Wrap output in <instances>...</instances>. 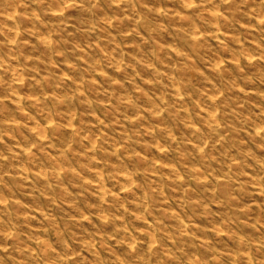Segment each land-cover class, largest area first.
<instances>
[{"label": "clouds", "instance_id": "clouds-1", "mask_svg": "<svg viewBox=\"0 0 264 264\" xmlns=\"http://www.w3.org/2000/svg\"><path fill=\"white\" fill-rule=\"evenodd\" d=\"M0 264H264V0H0Z\"/></svg>", "mask_w": 264, "mask_h": 264}]
</instances>
